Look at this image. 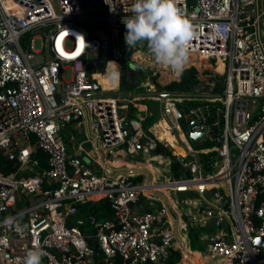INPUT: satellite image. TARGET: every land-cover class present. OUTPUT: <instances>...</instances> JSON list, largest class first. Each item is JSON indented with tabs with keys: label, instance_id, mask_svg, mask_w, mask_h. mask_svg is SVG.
<instances>
[{
	"label": "built area",
	"instance_id": "1",
	"mask_svg": "<svg viewBox=\"0 0 264 264\" xmlns=\"http://www.w3.org/2000/svg\"><path fill=\"white\" fill-rule=\"evenodd\" d=\"M133 2L0 0V264H23L26 251L37 244L46 253L43 264H154L168 260L177 238L186 247L190 226L207 243L213 259L208 264H264V247L256 243L264 237L263 1L180 0L178 6L199 25L185 69L211 72L210 86L219 89L163 94L161 118L184 154L157 138L153 126L158 120L144 131L140 120L123 112L125 98L94 77L109 61L123 57L119 29L133 14ZM39 28L49 32L30 34ZM35 38L41 39L40 48ZM96 61H104L103 71L86 68ZM194 119L200 124L193 129L206 127L198 141L208 140L210 146L191 145L182 121ZM72 122L84 125L93 140L86 157L67 153L60 132ZM95 138L110 166L120 151L147 155L152 163L160 156L178 177L159 182L154 164L147 182L134 180V172L110 175ZM78 149L83 150L81 143ZM37 150L45 154L46 167L35 157ZM166 189L169 199L161 198ZM182 190L197 197H177ZM144 197L159 205L134 211ZM103 199L111 215L87 217L95 248L80 229L85 220L78 213L81 205ZM8 217L21 218L27 227L18 233L6 224Z\"/></svg>",
	"mask_w": 264,
	"mask_h": 264
},
{
	"label": "crops",
	"instance_id": "2",
	"mask_svg": "<svg viewBox=\"0 0 264 264\" xmlns=\"http://www.w3.org/2000/svg\"><path fill=\"white\" fill-rule=\"evenodd\" d=\"M137 52H141V54L144 56L149 55L147 50H145L144 48H139L138 46L135 50L132 51V59H134L135 62H132L130 64V69H129L126 79H123V76H122L123 71L121 68L124 66L120 65V60L109 61V65H111L112 62H114L116 64V67H118V70H119L118 78L116 76V71H113L111 67H108L105 70V72L98 73V74L95 73L94 77L101 82L103 88L109 90V92H111L113 95H116L118 98H121V99L125 98L124 101H121L123 105H126L123 112L130 119L140 120L142 129L147 132L148 128H150L153 125V123L161 119V115H160L162 111L161 100L163 98V94L165 92H173V91L161 90L158 87V85L164 86L174 80H179V76H177L175 73L173 74V72L169 68H165L164 70L165 74H167L166 72H169V75H170V77L168 74H167V77L165 76V80H167L165 84H162L160 82L161 81L160 76L158 77L153 76L151 80L148 79L147 73H149V71H147V69L150 70V67L152 69V65L154 63L143 66V63L145 64L146 62L145 61L146 57L141 58L138 56L136 58H133L136 56ZM136 59H140L141 62L136 61ZM154 67L156 68L158 66L154 64ZM195 69L197 70L199 74L202 73L200 68H195ZM124 70H125V67H124ZM153 75H156L154 71H153ZM206 76L209 77L208 80L213 79L212 78L213 74L209 72L208 74H205L204 76L201 77V82L203 84H206V82H208L206 81V79H204V77ZM139 88L141 90L139 91L135 90ZM157 90H160V91L158 92ZM159 94L161 95L160 100H155L156 99L155 96H158ZM176 97L180 98L179 96H176ZM154 102H157V104L158 103L160 104L159 105L161 107L160 111H156V112L154 111L155 110V107H153ZM148 117L154 118L155 121L152 124L148 125L146 128H144L143 125L145 121L148 119ZM169 143L172 146V143L174 142L169 141ZM139 158L140 160H137L136 156L133 157V156L126 154L124 151H120V155L118 159L112 162V166H114L115 168L127 167L130 169H133L134 173H136L134 180L147 182L149 181L150 176H151L150 168H149L151 166L150 165L151 163L149 161L150 157L142 154V156H139ZM142 158L144 160H142ZM167 161H168L167 159L166 160L164 159L162 160V163L167 164ZM153 164L155 165V167L157 168L159 167V170L161 172L162 168L160 167V164H158V162H153ZM168 164H169V161H168ZM175 174L177 175L176 170H175ZM165 197L169 199L170 197H172V195L170 194V192H167L166 194L162 195L161 198L166 199ZM158 205H159L158 203H156L155 206L150 205L149 200L144 197L140 202L134 205L133 209L136 212L142 213L148 210H152L154 207ZM169 211L172 214V216L175 215L173 206L170 207ZM203 241L204 240H201V244L199 245L200 247L198 246L196 249H192V248H189L187 245L186 247H184L182 241H180V238H177L172 247V250L178 251L180 254L183 255V249L187 248L190 253L186 255L185 260H184V256H183V259H181L180 257L181 260H179L175 264H194L195 263L194 260L196 261L198 260V264H208L209 262L213 261V259L211 260V257L209 255L207 243ZM191 252L192 253L195 252L196 254H198L199 257L188 260L187 259L189 258L188 255H190ZM154 264H167V260H159L158 262Z\"/></svg>",
	"mask_w": 264,
	"mask_h": 264
},
{
	"label": "clouds",
	"instance_id": "3",
	"mask_svg": "<svg viewBox=\"0 0 264 264\" xmlns=\"http://www.w3.org/2000/svg\"><path fill=\"white\" fill-rule=\"evenodd\" d=\"M180 0H134L123 19L126 27L124 40L129 48L146 44L155 65L169 67L180 76L188 65L192 40L197 37L199 25L179 7ZM116 76L119 70L116 67ZM6 224L20 233L27 227L19 217H8ZM46 255L37 244L26 251L23 264H43Z\"/></svg>",
	"mask_w": 264,
	"mask_h": 264
},
{
	"label": "rangeland",
	"instance_id": "4",
	"mask_svg": "<svg viewBox=\"0 0 264 264\" xmlns=\"http://www.w3.org/2000/svg\"><path fill=\"white\" fill-rule=\"evenodd\" d=\"M262 1H263V5H264V0H262ZM45 32L48 33L49 32V28H39V29H36L35 31H33V33H30V34L42 35ZM125 32H126V27H125L124 23H122L121 24V28L119 29V35H118L119 42H118V47L120 48V50H121V52L123 54V57L120 59V65H122V66L125 67V70L122 72L123 79H126V77H127V74L129 72V69H130V64L132 62H135L134 59H132V51L136 49V48H129L126 45L125 40H124ZM67 44L69 45V42ZM34 45H35V48H40L41 47V39L40 38H35ZM138 56L141 57V58H145L146 57L145 61L147 63L146 62H145V64L143 63V66L144 65H147V64L153 63L152 58L149 55L144 56V55L141 54V52H137L136 56L133 57V58H136ZM101 62L103 63L104 61H101ZM108 65H109V63H108ZM109 67H111L113 69V71H116V64L115 63L112 62L111 65H109ZM150 70L147 69V71H149V73H147L148 79L151 80V78L153 76H155V77L160 76V80H161L160 82L162 84H165L167 82V80H165V76L167 77V74L169 75V72H166L167 74H165V71H164L165 68L160 67V66H159V68L158 67L155 68L154 67V64H153L152 65V69L150 67ZM153 71L155 72L156 75H153ZM70 72H71L70 69L69 68H66L64 70V77L65 78H69ZM169 77H170V75H169ZM221 78L223 79L224 76L221 77ZM135 90L136 91L137 90L139 91L141 89L139 88V89H135ZM157 91L159 92L160 90H157ZM173 92L174 93L176 92L178 94L183 93V92H180L178 90H175ZM159 105H160L159 103L157 104V102H154V106L153 107H155V110H154L155 112L161 110V107ZM182 123H184V122H182ZM184 130L185 129L183 127V131ZM60 135H61L62 140H63V142H64V144L66 146L67 153L69 155H73L74 153H78L79 155H82L83 157H86V155H85L86 152L93 151V146H92L93 140L91 138H88L87 137L86 131H85V126L84 125H81L80 128H77L76 127V122H72V123L66 124L65 126L62 127L61 132H60ZM79 143L82 144L83 150H79L78 149V144ZM173 144L174 143H172V146H173ZM179 145L180 146H183L182 143H179ZM191 145L194 147V144H191ZM167 154H168V156L170 155V151L169 150L167 151ZM160 158L162 160H164L163 157H160ZM86 159L88 160V158H86ZM136 159L137 160H140L139 156H136ZM142 160H144V159L142 158ZM152 164L153 163H151L150 165L154 168V166ZM163 166H164L162 168V175H163V177H162L161 180H164L166 177H169V176L170 177H178L177 175L174 176L173 173L171 172V165L170 164L167 165V164L163 163ZM160 167H162V166H160ZM183 176H185V175H183ZM176 196L179 197V198H196L197 197V193L194 192V191H192V190H182V191L176 192ZM187 239H188L187 246L189 248H192V246L194 244H196L197 246H199L201 244V240H202L200 238V236H199V230L196 229V228H193L192 226H190V228H189V234H187ZM188 253H190L188 251V249L187 248H184L183 249V255L180 254L181 255V259H183V256H184V260H185V257H186V255ZM194 262H195L194 264H198V260L197 261L194 260Z\"/></svg>",
	"mask_w": 264,
	"mask_h": 264
},
{
	"label": "trees",
	"instance_id": "5",
	"mask_svg": "<svg viewBox=\"0 0 264 264\" xmlns=\"http://www.w3.org/2000/svg\"><path fill=\"white\" fill-rule=\"evenodd\" d=\"M197 61V60H196ZM209 72H204L199 74L195 68H190V69H185L183 73L179 76V80H174L167 85L161 86L158 85V87L161 90L164 91H175L178 90L183 93H203V92H216L219 89L217 87H211L210 84L212 80H208L209 77L206 76L204 79H206V84H203L201 82V77L204 76L205 74H208ZM213 78V76H212ZM194 104H190L188 106H191ZM178 107L182 110H186L187 106L186 104H178ZM155 121L154 118L148 117V119L145 121L143 127L146 128L148 125L152 124ZM182 127H184V131H186V127L188 125V122L182 121ZM191 144H194V147H200V146H210L212 142L208 140H203L202 142L199 141H193L189 139ZM159 151H163V153H166L167 150L164 149L163 147L159 146ZM35 157H37L40 160V165L41 167H46V156L41 150H37L35 153ZM164 159V158H163ZM10 169L5 168V171L8 172ZM89 215H93L96 218H107L111 215V210L109 207V203L103 199L100 200L97 203L94 204H86V205H81L80 210L78 213V216L82 217L85 221L82 225H80V229L84 231L86 234L89 235L88 241L90 245L93 247H97V242L95 241L93 235L95 233L94 228L91 226V224L88 222L87 217ZM198 246L194 244L192 246V249H196ZM180 253L178 251L172 250L169 253L167 264H175L180 260Z\"/></svg>",
	"mask_w": 264,
	"mask_h": 264
},
{
	"label": "water",
	"instance_id": "6",
	"mask_svg": "<svg viewBox=\"0 0 264 264\" xmlns=\"http://www.w3.org/2000/svg\"><path fill=\"white\" fill-rule=\"evenodd\" d=\"M138 47L144 48L145 50H147L146 44L138 45ZM44 54H45L46 60H49L50 59V53H49V37L48 36L45 39ZM101 64H102L101 61H96L95 63H88L86 68L88 70H91L94 68V66H96L97 68H100L103 71ZM121 69H122V71H124V67H122ZM58 88H60L59 83H58ZM194 124L199 125L200 124L199 120L194 119L188 123V125H187V136H188V138L193 140V141H198L199 138H205L206 127H201L199 129H193L192 126ZM95 147L100 153L101 161L104 164V168L108 174H110V175L127 174V173H132L134 171L133 169H130L127 167L115 168V167H112V166L108 165L107 163H105L104 153L101 150V148L99 147L98 141L96 138H95ZM261 148L264 151V144L261 145ZM200 190L203 191V188H201ZM130 205L132 206V204H130ZM256 243L261 245L262 247H264V237H257Z\"/></svg>",
	"mask_w": 264,
	"mask_h": 264
},
{
	"label": "bare ground",
	"instance_id": "7",
	"mask_svg": "<svg viewBox=\"0 0 264 264\" xmlns=\"http://www.w3.org/2000/svg\"><path fill=\"white\" fill-rule=\"evenodd\" d=\"M116 30H117V28H116ZM115 30V31H116ZM197 60V59H196ZM195 60V61H196ZM114 63V62H113ZM218 68H221L220 66L218 67ZM221 70V69H220ZM173 74H174V72H173ZM166 97H168V96H166ZM177 98V97H176ZM197 98H199V97H197ZM196 98V99H197ZM200 99V98H199ZM153 131H154V133L157 135V138L159 139V140H166L167 142H174V144H173V146H172V148L174 149V153H176V154H184V149H183V147L182 146H180L179 144H178V142H177V139H176V136L173 134V133H171L170 131H169V129H168V123H167V121L164 119V118H161V119H159L157 122H156V124L153 126ZM180 136H183L181 133H180ZM165 137V138H164ZM180 143V142H179ZM181 147H182V149H181ZM153 159H155V160H157V162H158V164H160V166H162L161 168H163L164 166H163V163H162V159H160V156H158V157H156V158H153ZM149 161H150V163H152V160H151V158L149 159ZM150 169H153V167L152 166H150L149 167ZM154 170V169H153ZM162 177H163V175H162V170H161V173H160V176H158V177H156V179L159 181V182H161L162 180ZM169 191V189H166V192H168ZM188 257L189 258H187L188 260H191V259H193V258H198L199 256H198V254H196V253H191L190 255H188Z\"/></svg>",
	"mask_w": 264,
	"mask_h": 264
}]
</instances>
